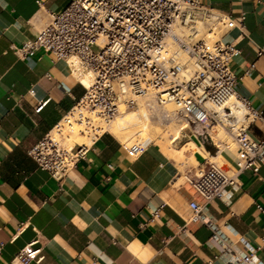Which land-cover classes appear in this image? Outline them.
Returning a JSON list of instances; mask_svg holds the SVG:
<instances>
[{
  "label": "crops",
  "instance_id": "obj_1",
  "mask_svg": "<svg viewBox=\"0 0 264 264\" xmlns=\"http://www.w3.org/2000/svg\"><path fill=\"white\" fill-rule=\"evenodd\" d=\"M68 1L0 0V264H21L14 257L26 244L42 256L26 264H226L218 236L238 251H247L243 241L258 247L264 264V159L256 173L243 170L221 198L204 202L183 175L204 168L203 152L211 154L208 148L214 146L198 143L187 129L178 140H191L197 148H190L184 161L155 142L131 157L111 132L96 136L60 180L28 156L27 149L56 126L84 90L63 60L42 50L22 58L13 47L33 37L48 13ZM200 2L242 22L243 31L231 27L221 39L240 50L231 62L241 76L236 90L262 111L263 118L248 128L261 139L264 0ZM251 63L254 71L244 74ZM220 153L232 170L235 150L223 147ZM192 201L215 229L190 219Z\"/></svg>",
  "mask_w": 264,
  "mask_h": 264
},
{
  "label": "built area",
  "instance_id": "obj_2",
  "mask_svg": "<svg viewBox=\"0 0 264 264\" xmlns=\"http://www.w3.org/2000/svg\"><path fill=\"white\" fill-rule=\"evenodd\" d=\"M234 26L243 31L241 21L200 0H69L62 10L48 13L35 35L13 50L22 58L39 50L48 52L52 60H63L71 72L90 79L88 86L78 80L84 91L73 106L86 113L87 133L109 123L121 106H141L149 117L162 115L180 122L181 131L187 129L200 144L211 142L215 153L219 147L212 132L223 129L236 145L235 167L230 173L207 161L204 168L183 175L203 201L209 202L221 198L243 170L256 173L264 159V136L255 139L248 131L251 122L263 118L262 111L237 92L241 76L234 73L231 62L240 50L234 42L221 39ZM254 69L251 63L244 74ZM45 103H39L37 109ZM167 104L175 108L166 116ZM100 134L94 133V138ZM143 143L139 140L123 144V148L135 157L146 150ZM224 147L229 148L228 143ZM85 150L84 145L66 147L50 131L27 154L39 168L60 180ZM190 207L191 220L215 229L200 204L192 201ZM152 215H158V209ZM218 238L226 264H260L258 247L243 241L247 251H238L224 236ZM37 251L26 244L14 260L39 262L42 256Z\"/></svg>",
  "mask_w": 264,
  "mask_h": 264
},
{
  "label": "bare ground",
  "instance_id": "obj_3",
  "mask_svg": "<svg viewBox=\"0 0 264 264\" xmlns=\"http://www.w3.org/2000/svg\"><path fill=\"white\" fill-rule=\"evenodd\" d=\"M184 57H185L184 55H180L181 59H184ZM76 72L77 71L74 70L75 74ZM77 73H78L77 74L78 76H82L80 77L79 80H81V82L85 86H88L90 84V79L86 75L79 74V72ZM163 111L166 112V116H167L173 112V109L170 108L169 110L168 108ZM80 112L82 116H80L79 114ZM86 117H87L86 113L82 111L79 107L73 108L71 111L66 113L61 118V120L56 124V126L51 130L53 138L57 141H60L59 140L60 136H66V140L72 139L75 143L88 146L91 143V141L94 139V133L100 134L102 131H107V132H111L112 134H117V133L119 134V131H122L123 129H126L128 127L134 126L133 128L135 130L132 128L134 131V133L132 134V138L128 140H124V142L130 143L128 145L135 144L139 140L141 141L144 140L143 145L148 146V143L149 144L153 143V140H155V139H152L150 135L151 131H150L149 123L151 121H150L149 114L141 106L134 110H127L121 106L119 113L114 117V119L107 124L97 125V127H95L96 131H94L93 134L87 133L85 131V124L87 123ZM118 120L119 122H117ZM166 125L169 126L168 130H166L164 134L159 135L154 141L162 150L164 149V151L169 152L172 157H176V156L185 157V154L190 148H193V149L197 148L195 143H193L191 140H188L185 144L179 147L169 145L168 143L170 141L176 140L179 137L180 130L183 126H182V123L177 125L175 123L171 124V122L169 123V121ZM222 131L225 132L223 129L220 128V129H215L214 133L212 132V137L214 139V142L218 144V147L222 146V140H221V137H219L222 134L221 133ZM167 138L169 139V141H167L168 140ZM134 140H136V142ZM72 144H68V146L66 144H63V145H65L66 147H72L74 145ZM222 147H220L219 150L215 154L208 155L210 156L211 160H215V161L219 160L220 154H221L220 151L222 150ZM190 155H191V159L195 160L191 153Z\"/></svg>",
  "mask_w": 264,
  "mask_h": 264
},
{
  "label": "rangeland",
  "instance_id": "obj_4",
  "mask_svg": "<svg viewBox=\"0 0 264 264\" xmlns=\"http://www.w3.org/2000/svg\"><path fill=\"white\" fill-rule=\"evenodd\" d=\"M93 47V49L94 50H96V47L95 46H92ZM74 74V76L76 77V79L77 80H79L80 79V77H82V76H78L77 74V72H76V74L75 73H73ZM166 109H168L169 108V110H170V108L171 109H174L175 108V106L173 105V104H167L166 105V107H165ZM134 109H137L136 107H133V108H129V109H127V110H134ZM114 119V118H113ZM112 119V120H113ZM111 120V121H112ZM150 123H149V127H150V135H151V137H152V139H155L156 140V138L159 136V135H162V134H164L165 132H166V130H168V128H169V126L168 125H166L167 123H168V121H169V123L171 122V124H180V122H176V121H174V120H169V119H166V118H164V117H162V115H159L158 117H156L155 115H153V117H150ZM117 122H119V120L117 121ZM170 125V124H169ZM134 126H132V127H128V128H126V129H123L122 131H119V134L117 135V134H115V136L117 137V138H119V140L123 143V144H130V143H126V142H124V140H128V139H131L132 138V134L134 133V131H133V128ZM133 128V129H132ZM127 130V131H126ZM135 130V129H134ZM161 130V131H160ZM130 131V132H129ZM126 132V133H125ZM215 132V129H214V131H213V133ZM125 135H124V134ZM128 133V134H127ZM129 133H130V135H129ZM222 134L219 136V137H221V140H222V146L224 147V145H225V142L226 143H228V145H229V147L230 148H232V149H234L235 150V143H234V141L232 140V138L230 137V136H228L227 135V133H225V132H221ZM51 134H52V132H51ZM125 136V137H124ZM128 136H130V137H128ZM222 136H223V138H222ZM225 136V137H224ZM128 137V138H127ZM168 139V138H167ZM59 140H60V142L62 143V144H66L67 146H68V144H74L75 142L72 140V139H69V140H66V136H60L59 137ZM70 140H72V141H70ZM155 140H153V142L155 141ZM135 142H136V140H134ZM133 141V142H134ZM167 141H169V139L167 140ZM207 143H210L212 146H214L211 142H207ZM72 144V145H73ZM169 145H171V146H176V147H179V146H181V145H183L184 143L183 142H180L179 140H178V138L176 139V140H173V141H170L169 143H168ZM222 146H219V148L220 147H222ZM222 147V148H223ZM163 151H164V149H163ZM215 151H216V147L214 146V148H213V151L211 152V154H215ZM206 156V159H207V161H210V162H215L219 167H221L223 170H225L226 172H228V173H230V170L224 165V163H223V161H222V158L220 157L219 158V160L218 161H215V160H211V158H210V156H208L209 154H207V153H205V152H203ZM177 160H182V161H184V160H186V157H182V158H179V159H177Z\"/></svg>",
  "mask_w": 264,
  "mask_h": 264
},
{
  "label": "trees",
  "instance_id": "obj_5",
  "mask_svg": "<svg viewBox=\"0 0 264 264\" xmlns=\"http://www.w3.org/2000/svg\"><path fill=\"white\" fill-rule=\"evenodd\" d=\"M211 152L213 151V148H208Z\"/></svg>",
  "mask_w": 264,
  "mask_h": 264
}]
</instances>
